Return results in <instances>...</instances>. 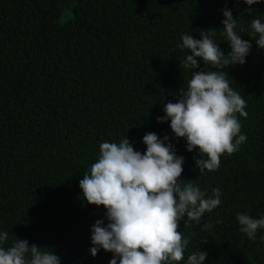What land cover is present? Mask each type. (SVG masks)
<instances>
[{
  "label": "trees",
  "instance_id": "obj_1",
  "mask_svg": "<svg viewBox=\"0 0 264 264\" xmlns=\"http://www.w3.org/2000/svg\"><path fill=\"white\" fill-rule=\"evenodd\" d=\"M225 7L241 38L252 42L244 65L222 69L246 101L247 117L237 118L247 139L220 157L217 170L203 174L195 166L197 151H186L182 138L170 139L184 158L179 179L209 194L212 188L222 192L221 204L199 224L185 217L177 230L190 237L185 260L202 250L205 264H264V230L248 240L235 219L237 213L264 215V49L257 48L250 27L254 17L264 20V2L249 14L242 0H0L5 247L18 238L41 251L52 249L62 264H109L111 253H89L90 227L105 209L87 203L79 181L104 141L126 137L143 153L146 133L173 136L169 122L156 118L191 76L183 68L188 50L179 47L180 36L199 39L201 31L216 30L211 38L227 54L220 34ZM64 10L73 16L60 21ZM197 60V70L204 69ZM205 223L211 227L202 231Z\"/></svg>",
  "mask_w": 264,
  "mask_h": 264
},
{
  "label": "clouds",
  "instance_id": "obj_2",
  "mask_svg": "<svg viewBox=\"0 0 264 264\" xmlns=\"http://www.w3.org/2000/svg\"><path fill=\"white\" fill-rule=\"evenodd\" d=\"M242 2L249 6L250 14L251 6L264 0ZM221 11L220 34L230 47L227 54L211 38L216 30L201 31L199 39L191 34L180 36L179 47L188 50L183 68L190 69L191 76L177 101L164 104V115L156 118L158 123L169 122L173 136L146 133L141 140L146 146L143 153L134 150V142L126 137L118 143L104 141L99 145L98 158L79 181L87 203L105 209L104 218L90 227L92 257L102 249L112 254L109 264H205L207 252L202 250L185 260L190 237L177 229L185 217V222L199 224L206 212L221 204L222 192L212 188L209 194L191 180L185 183L179 179L184 158L177 155L170 139L182 138L186 151H197L199 158L194 160L200 174L217 170L220 157L238 151L247 139L237 118V114L247 117L246 101L230 87L228 73L222 69L244 65L252 42L235 30L238 25L232 11L226 7ZM250 27L257 36L253 38L257 48L264 49L261 15L250 21ZM197 58L204 69L197 70ZM235 219L248 240L256 239L258 230H264V215L254 218L237 213ZM210 227L205 223L202 231ZM7 236L0 231V264H62L52 249L41 251L42 246H29L27 240L17 238L5 247ZM260 239L264 241V236Z\"/></svg>",
  "mask_w": 264,
  "mask_h": 264
},
{
  "label": "rangeland",
  "instance_id": "obj_3",
  "mask_svg": "<svg viewBox=\"0 0 264 264\" xmlns=\"http://www.w3.org/2000/svg\"><path fill=\"white\" fill-rule=\"evenodd\" d=\"M73 16V12L72 11H68V10H64L61 12L59 20L60 21H66L69 18H71Z\"/></svg>",
  "mask_w": 264,
  "mask_h": 264
}]
</instances>
